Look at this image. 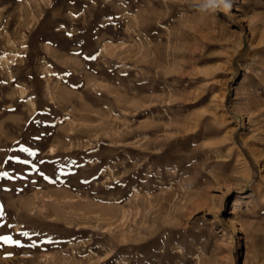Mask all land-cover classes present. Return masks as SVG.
<instances>
[{"label":"rangeland","instance_id":"obj_1","mask_svg":"<svg viewBox=\"0 0 264 264\" xmlns=\"http://www.w3.org/2000/svg\"><path fill=\"white\" fill-rule=\"evenodd\" d=\"M5 172L0 264H264V0H0Z\"/></svg>","mask_w":264,"mask_h":264},{"label":"clouds","instance_id":"obj_2","mask_svg":"<svg viewBox=\"0 0 264 264\" xmlns=\"http://www.w3.org/2000/svg\"><path fill=\"white\" fill-rule=\"evenodd\" d=\"M193 4L201 14H210L217 10L228 11L232 0H193Z\"/></svg>","mask_w":264,"mask_h":264},{"label":"snow or ice","instance_id":"obj_3","mask_svg":"<svg viewBox=\"0 0 264 264\" xmlns=\"http://www.w3.org/2000/svg\"><path fill=\"white\" fill-rule=\"evenodd\" d=\"M23 151H26L27 152L28 149H23ZM25 163H27V161H25ZM0 176L7 177L8 176V173L7 172L2 173V174H0ZM0 215H3L2 208H0ZM23 235H27V233H24ZM0 241H2L5 244H13V245H18L19 246V241L13 240L12 237H10V236L0 237Z\"/></svg>","mask_w":264,"mask_h":264},{"label":"bare ground","instance_id":"obj_4","mask_svg":"<svg viewBox=\"0 0 264 264\" xmlns=\"http://www.w3.org/2000/svg\"><path fill=\"white\" fill-rule=\"evenodd\" d=\"M240 204L241 203H240V199H239V200H236L232 206V212L231 213L234 214L235 217H237V213L240 209L239 208ZM241 225H243V224H241Z\"/></svg>","mask_w":264,"mask_h":264}]
</instances>
